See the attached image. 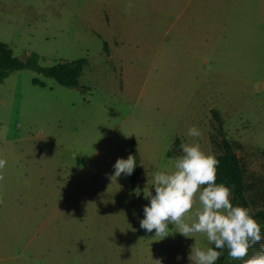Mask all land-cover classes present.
I'll return each mask as SVG.
<instances>
[{
    "label": "rangeland",
    "instance_id": "obj_1",
    "mask_svg": "<svg viewBox=\"0 0 264 264\" xmlns=\"http://www.w3.org/2000/svg\"><path fill=\"white\" fill-rule=\"evenodd\" d=\"M0 41L43 66L89 61L85 92L29 68L0 85V264H191L204 235L140 227L182 143L216 156L229 139L264 208V0H0ZM134 148L133 187L113 177Z\"/></svg>",
    "mask_w": 264,
    "mask_h": 264
},
{
    "label": "clouds",
    "instance_id": "obj_2",
    "mask_svg": "<svg viewBox=\"0 0 264 264\" xmlns=\"http://www.w3.org/2000/svg\"><path fill=\"white\" fill-rule=\"evenodd\" d=\"M187 135L199 138L202 133L197 126H191ZM181 149L182 155L175 159L171 171L153 173L155 195L148 186L144 189L150 205L143 209L140 227L148 233L155 230L158 241L168 236L169 225L185 238L204 235L208 245L214 247L202 246L194 239L195 244L188 255L191 264H216L222 255L216 249L224 248L233 260H242L243 264H264V245L246 258L249 250L262 240L261 225L250 208L233 205L229 187L216 183L219 163L216 156L205 152L198 142L182 143ZM5 165L6 160L0 159V170ZM135 167L136 157L132 155L118 159L113 178L131 175ZM3 179L0 175V181ZM196 204L199 207L193 212ZM152 264H162V259L152 256Z\"/></svg>",
    "mask_w": 264,
    "mask_h": 264
},
{
    "label": "trees",
    "instance_id": "obj_3",
    "mask_svg": "<svg viewBox=\"0 0 264 264\" xmlns=\"http://www.w3.org/2000/svg\"><path fill=\"white\" fill-rule=\"evenodd\" d=\"M105 49L108 51V43H105ZM89 66L87 58H80L71 61H61L52 66H43L40 63V55L33 53L27 58H21L15 55L11 46L0 41V85L7 79L11 73L25 68L32 69L46 78L55 80L62 86L79 88L83 92L88 90L87 86L81 85V76L85 68ZM39 80L34 79V84H38ZM219 119L217 111H214ZM222 152L216 155L217 165V184H224L231 189L232 203L234 206H243L252 210L254 219L261 225L262 240L254 245L250 250L248 257L258 251L264 245V208L253 210L250 201L246 197L245 173L240 157L238 156L232 142L223 138L221 142ZM133 156L136 157V167L131 175L132 186L136 185L141 170V159L136 148L133 150ZM214 247V245H213ZM221 251L222 255L216 264H243L242 260H233L228 255V249Z\"/></svg>",
    "mask_w": 264,
    "mask_h": 264
}]
</instances>
